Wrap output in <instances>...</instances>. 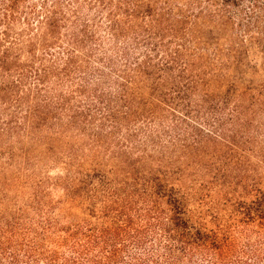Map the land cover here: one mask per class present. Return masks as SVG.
Segmentation results:
<instances>
[{"label":"trees","instance_id":"1","mask_svg":"<svg viewBox=\"0 0 264 264\" xmlns=\"http://www.w3.org/2000/svg\"><path fill=\"white\" fill-rule=\"evenodd\" d=\"M1 209L0 264H264V0H0Z\"/></svg>","mask_w":264,"mask_h":264},{"label":"rangeland","instance_id":"2","mask_svg":"<svg viewBox=\"0 0 264 264\" xmlns=\"http://www.w3.org/2000/svg\"><path fill=\"white\" fill-rule=\"evenodd\" d=\"M25 165H22L23 167L21 166V169L19 170L20 171L19 174H20V178H21V181L19 183H24L23 182L24 178H25L26 174L28 173L27 171H25L26 170L24 168ZM17 171H18V167H17ZM9 172L11 174H15L13 170H9ZM62 172L63 171H62L61 163H59V162L58 163H51L47 168L45 167V169L43 171V176L45 178H49V180L51 182V181L57 180L61 175H64ZM20 186H23V184H21ZM26 189H27L26 186H23V188L20 189L18 194L22 195L21 198L24 196V194H26ZM51 190L54 192L49 194V197H50V199L52 198L55 201H57L59 199V196L63 194V192L60 188L56 189V190H53V189H51ZM55 213H57V209L55 210ZM1 215H2V209L0 210V217H1Z\"/></svg>","mask_w":264,"mask_h":264}]
</instances>
